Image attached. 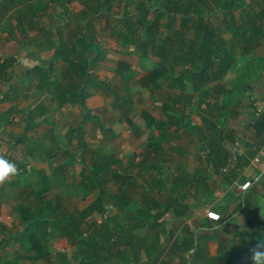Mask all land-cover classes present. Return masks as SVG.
Segmentation results:
<instances>
[{
    "label": "crops",
    "instance_id": "0c3cea01",
    "mask_svg": "<svg viewBox=\"0 0 264 264\" xmlns=\"http://www.w3.org/2000/svg\"><path fill=\"white\" fill-rule=\"evenodd\" d=\"M48 1L0 0V126L13 112H16L14 116L17 118L14 119L17 124H20L19 117L23 118V127L18 131L22 134L11 142L14 149L20 147L23 141L21 136H31L33 130H38L37 133L42 136L41 140L29 141L24 155L17 156L20 160L15 159L17 176L8 180L10 185L3 187L1 184L0 235L5 234V239L0 242V264H254L250 262L252 249L264 242V21L256 17L264 0L260 1L261 6L258 8L251 7L252 10L247 5L237 8H246L245 12L251 13L250 28L247 30L250 42L243 37L245 31L239 28L243 16L240 20L234 16L235 24L231 23V15L226 19L222 16L223 24L229 23L228 31L234 29L222 43V48L229 52L231 62L226 73L198 88L191 80L186 79L185 83L186 86L190 84L195 94L201 89L208 92L209 96L213 92L220 93L218 107H213V110L217 114L221 112V116L226 113L236 118V125L227 123L229 128H224L226 122L218 123L232 136L224 137L225 132L219 130L224 135L222 138L207 141L211 145H218L213 151L201 136L197 140L205 145V149L189 150L185 154L186 158L190 155L195 157L196 165H180L178 171L170 167L169 176L165 177L161 176V172L167 167L156 161L157 156L161 158V151L154 142L148 140L147 146L154 145V149L153 156L150 154L146 157L142 148L135 149L133 144H129L133 138L130 140L118 134L115 124L105 127L103 134L96 129L95 135H102L103 140L106 139L108 148L105 152L96 149L86 155L85 162L80 160L81 152L75 155L77 159H71L80 147L85 149L88 145L87 129L90 131V126H98L100 115H95V111L102 107L108 110L112 108L107 96L111 94L115 97L114 87L95 73L97 67L108 59L102 54L103 45L92 36L91 40L98 43L100 49L95 52L93 48L89 55L91 60L97 54L101 59L89 66L88 76L70 65V59L81 63V57L58 53L66 51L62 47L64 42L73 40H61L59 44L51 41L47 35L45 39L33 41L30 30H49L60 25V30H65V23L48 26L52 22L49 19L41 23L40 5L49 9L50 5L45 4ZM254 26H260L263 30L251 36ZM36 45L39 47L36 48ZM53 56L54 61L49 62ZM56 62L58 65L60 62L67 65L69 76H65L66 82L53 81ZM169 73L172 74V71ZM176 76L174 74V78ZM120 79L123 80L122 77ZM172 87L182 92V85L175 82ZM239 92L246 96L242 101V97L237 95ZM232 94L236 95L237 100L224 103L225 98ZM49 103L53 105L48 107ZM203 104V108L205 105L207 107L206 103ZM53 111L56 115L49 117L51 114H47ZM80 112H84L83 116H80ZM129 112L128 109L123 115L130 126L134 125V121ZM207 116L210 117L209 114ZM176 118L170 116L167 124L177 127ZM146 120L155 139L168 137L161 133L165 122L160 119L162 123L149 126L150 121ZM56 123L63 125L64 132L54 134ZM133 128L137 129L136 126ZM200 128L206 130L207 126L200 124ZM2 135L0 133V137ZM47 135L46 140L44 137ZM221 145L227 148L224 152L221 151ZM236 146L237 151L233 152ZM135 152L139 157L129 156ZM56 153L62 159L69 157L66 161L68 164L80 161L82 167L79 175L85 182L92 176L91 168L97 160L111 172L106 170L110 178L103 185L91 183V192L98 193L90 203L70 210L66 207V197L79 196V192L63 179L67 175L64 163L57 164L55 161L53 166L46 160L55 157ZM224 154H228L227 163L220 165ZM213 155L219 160H212ZM136 159L138 161L134 163ZM170 160L176 161L174 158ZM215 162H218L217 165ZM136 164L140 175L146 166L143 172L149 168L159 174L158 177L151 182L138 181L133 170ZM119 172L133 179L123 178L118 182L113 175ZM182 173L187 175L185 179L179 176ZM32 174L38 178L33 179ZM21 177L28 180L27 184L21 181ZM163 178H169L170 181H163ZM247 180L252 182L251 186L243 190L241 185ZM51 189L58 190L60 195L52 197ZM103 190L105 197L102 195ZM44 199L46 202L43 204ZM102 200L105 202L104 207ZM47 204L54 207L53 211L48 207L41 209ZM7 206L15 213L13 220L20 228L11 227L12 218L8 222L11 228L5 227L3 219L9 217L4 213ZM212 209L221 213L219 221L207 216V211ZM85 211H90V214L81 223V232L72 230L73 236L68 235V225L63 224L64 217L78 218ZM38 215H41L40 218L51 215V220H40L42 226L37 231L39 247L35 248L30 239L33 229L26 220Z\"/></svg>",
    "mask_w": 264,
    "mask_h": 264
},
{
    "label": "rangeland",
    "instance_id": "374dc122",
    "mask_svg": "<svg viewBox=\"0 0 264 264\" xmlns=\"http://www.w3.org/2000/svg\"><path fill=\"white\" fill-rule=\"evenodd\" d=\"M182 1L186 2V0ZM260 1L261 0H244V6L247 5L249 6L248 8H258L261 6ZM208 2L210 6H207L206 4L201 5V7H204L205 12H191L192 18L194 19L193 21L203 19L210 28H215L217 30V34L223 40L230 37L234 29L233 31H228L229 23L223 24L224 19L222 16H224L226 19L228 15H231L233 17V22L231 21L232 24H235L234 16L239 18V20L243 15L248 17L251 16L250 12H245L247 11L246 8H241L242 10L237 9L242 6L229 10L228 7H223V5H216L213 0H208ZM45 4L50 5V8L47 9V7L40 5V8H42L41 15L39 16L41 23L46 22L45 19L52 21L49 25L47 24L48 26L58 22L65 23V30H60L61 25L59 27L53 26L49 30L46 28L43 30H30L29 34L32 33L33 41L37 39H45V37L47 38V35H49V39L51 41H56L60 44L63 40L74 41L76 38H80L83 33L92 36L94 40L99 41L101 46L103 45L102 54L106 55L108 59L106 60V63H102L97 67L95 73L98 76L104 78L105 81L109 83V85H112L115 90L113 91L115 93H120V98L122 99L120 102L116 99L115 102H111L115 97H113L111 94H108V96L105 94L108 97V102H110L112 108L108 110L107 108L102 107L95 111V115H100V120L97 122L98 126L97 128L90 126V128L92 127L90 131L87 129L86 138L88 140V145L85 146V149L80 147L78 153L72 155V160H75V158L77 159L75 155H79L80 152V160L84 162L86 155L95 152L96 149L105 152V149L108 148L106 145V139L103 140V137H101L102 135L96 136V129L99 130L100 134H103L102 130H104L105 127L115 124L119 132L118 134L122 135L124 138L127 137L130 140L133 138L129 144H133L135 149L142 148L143 155L145 154L146 157H148L150 154L153 156L154 145L158 147V150L161 151L162 159L157 156L156 161L161 162L162 165L164 164L167 167V169L165 168V170L161 172V176L165 177L169 176L170 167L178 171L180 165H186V167H194L196 165L197 159L192 155L186 158L185 154L189 150L201 151L205 149V145H203L201 141L197 140L200 139L201 136L207 142L211 141L213 138L216 140L217 137L222 138L224 135V137L230 135L228 131H224L223 129L227 127V123L230 125H236V118L233 116H227L225 112V115L221 116V112L217 114V112L213 110V107H218V98H220L219 92H213L209 96L208 92H206L204 89H201V91H198V93L195 94L194 91H192L190 84L187 86L186 84H183L185 87L182 88V92L178 89H173L171 81L174 79V74L177 75L180 71H183L184 68L182 66H178L175 73L172 72V74H170L168 72L167 74L160 76L156 83H145L139 81V79L141 80L142 77L147 76L146 74L151 72L154 61L158 60L159 58L158 56H142L140 50H136V47L130 46L123 40L124 38L122 37V33L124 32L125 28V21L129 17L128 22L133 23L134 26H137L140 12L144 13L145 9L155 11L157 7L166 5L165 0H49L48 2H45ZM211 5L214 7L211 8ZM252 8L250 10H252ZM170 30H183L187 34H190L189 30L187 32V30L183 28L180 17L177 19H169L168 15L164 13L160 19V26L156 34V42L158 45L163 39L167 37ZM4 32L9 31H2V33ZM12 32L14 33L15 30ZM35 47L38 48L39 45H36ZM53 59L54 56L49 62L54 61ZM57 63L58 62H56V64ZM122 64H126L127 66H123ZM66 67L67 65L63 62H60L59 65L57 64L55 66V70L56 68L57 70L53 79L54 82H66L67 78L65 76H69V70L66 69ZM193 69L195 70V67H193ZM121 77L123 80L120 79ZM237 95L238 97H242L241 101L246 97L245 94L242 95L241 92L237 93ZM49 97H51V95H49ZM235 100H237L236 95L232 94L231 96H227L225 98L224 103ZM21 101L23 100L21 99ZM108 102H106V104ZM172 102L174 106L172 105ZM203 103H206L207 107L205 105V108H203ZM17 104L19 105L20 102ZM163 104L165 108L163 107ZM51 105H53V103H49L48 107H51ZM22 107H24V104ZM74 108L76 111V107ZM128 109L130 110L129 115L134 121V125L132 124L130 126L124 120L125 115H123ZM14 113L16 112L11 113V115L8 116V120H6V122L0 126V133L4 134L0 137V156L4 157L9 162L15 163V159L20 160V158L17 156L24 155L23 151L28 147L26 146L28 145V142L32 140H41L42 136L41 134L37 133L38 130L36 132L33 130L30 132L31 136H21L23 141L19 144L20 147H18V149H14L11 142H13V139L16 136H20L22 134V132L19 133L18 131H20L23 127V118L19 117L20 124H17V120L14 119V117H17L14 116ZM83 113L84 112H82L80 116H83ZM144 113H149L158 120L161 119V121L165 122V126H162L161 133L168 135L167 138L164 137L161 140L157 138L155 139V136L152 134L151 130L148 129L147 120ZM50 114L51 116H49ZM168 114H171L173 117H177V127H175V124H167ZM208 114L210 115L209 118L207 116ZM47 115L52 117L56 115V112H49ZM94 118L98 119L97 116ZM9 120H11V122H9ZM84 121H86V119ZM209 121H212L213 124H211ZM192 122H194V125ZM220 122H226L224 128L218 126V123ZM59 123L54 125V134L64 132L65 128H63V125ZM200 124L207 126V129H201ZM134 126H136L137 129L133 128ZM186 128L190 130L188 131ZM227 128H229V126ZM134 130L137 133H135ZM219 130L221 133L224 131L225 134L221 135ZM48 135L45 136L44 139L47 140ZM134 135H140V137L134 138ZM113 138L116 139V137ZM148 140H152L154 145L147 146ZM209 148H211V144H209ZM221 148L222 152L227 149L224 148L223 145H221ZM136 152L129 154V156H135V158L139 157V154ZM170 158H174L176 161L171 162ZM46 160H49L53 166L55 161L57 164L64 163L67 168V175L61 177H63V179H65L68 183L70 182L72 185H74L73 190L79 192V196L66 197V202L63 200L68 209L82 207L83 205L90 203L91 199L93 200L96 197L95 195L98 192H91V178L85 182V179L79 175L80 168L82 167V163L80 161H76L77 163L71 162L68 164L66 161L68 162L69 157L68 159H62L60 158V154L57 153L55 157H48ZM137 161L138 160L136 159L134 163H137ZM145 167L146 166L142 168L141 175L139 174L140 171L138 172L137 170V164L134 167V177L138 178V181L151 182L158 177L159 174L153 173L151 170H149V168L143 172ZM162 167L163 166H161V168ZM180 175L184 176V179L187 177V175L184 173L179 174V176ZM13 176L15 177L17 174L10 175L7 179L0 181V189L1 184H3V187L10 185L8 180ZM32 177L33 179L38 178V176L35 174H32ZM61 177L59 178L62 180ZM21 181L26 184L28 182V180L25 178L23 179V177H21ZM163 181H170V179L163 178ZM82 184H84V186H82ZM51 193L52 197L60 195L58 190L51 189ZM63 197L65 198L64 195ZM5 201L9 205H12L7 200ZM13 201L14 200L11 198V203H13ZM75 202H77V204H75ZM5 212L9 216L5 220L3 219V222H5V227L20 228L19 224L17 222L15 223L13 220L15 213H13L12 208L7 206L4 213ZM11 218L12 226L10 227L8 222ZM4 237L5 234L2 233L0 235V242H2L1 240Z\"/></svg>",
    "mask_w": 264,
    "mask_h": 264
},
{
    "label": "trees",
    "instance_id": "16d2710c",
    "mask_svg": "<svg viewBox=\"0 0 264 264\" xmlns=\"http://www.w3.org/2000/svg\"><path fill=\"white\" fill-rule=\"evenodd\" d=\"M165 1L166 5L157 7L155 11L145 9L144 13L140 12L137 26L128 22L129 17L126 16L128 19L125 21L124 32L122 33V37L124 38L123 40L129 45H134L136 50H140L142 56H158L159 58L154 61L151 72L146 74L147 76L142 77L141 81L145 83H155L158 81L160 76L171 71L173 72L178 66H182L184 69L182 72L180 71L179 74H177L172 85L176 82L177 85H182L183 88L185 87L183 84L186 83V79L194 82V86L198 88L202 84H206L211 80L223 76L231 66V62H229L230 60L228 58L229 52L222 48L224 40L217 34V30L215 28H210L203 19L193 21L194 19L191 15V12H203L204 7H201V5L206 4L207 6H210L208 0H186V2H183L182 0ZM213 2H215L216 5L219 4L221 6L223 5V7H228L229 10L245 5L244 0H213ZM262 4L263 7L256 17L264 21V1ZM213 7L211 5V8ZM164 13L168 15L169 19H177L180 17L183 28H185L187 32L189 30L190 34H187L183 30H170L167 37L158 45L156 42V34L160 26V19ZM249 19L250 17L243 15V23L239 28L240 30L242 29L245 31L243 37H246V40L250 42V36L247 34V30L250 28L248 27L250 23ZM254 27L251 28V36L255 35L257 31L261 32V30H263L260 26H257L256 28ZM62 47H65L66 51H59L58 53H66L68 56L75 54L83 59L81 63L76 62L75 59H70V65L72 68H77L78 72L81 71L87 76L89 75V66H91L93 62L101 59V56L97 54L91 60L89 55L90 52L93 48L95 52L96 50H99L100 45L92 41L90 35L86 33H83L82 37H80L77 41L64 42ZM202 60L205 62L202 63ZM122 65L127 66L126 64ZM193 67H195V70ZM114 91L113 94L115 99L119 102L122 101L120 98L121 94L115 93ZM170 116L172 115L168 114L167 117L169 118ZM145 117L150 121L149 126L162 123L148 113H145ZM130 122L132 123V121ZM163 126H165L164 123ZM217 147V144H213L210 149L213 151ZM211 158L214 161L219 160L216 155L211 156ZM227 159L228 154L222 155L220 165H225L227 163ZM217 163L215 165H217ZM102 164L103 163L97 160L91 168V183H96L95 185H103V183L110 178L109 173L106 172V170H108L106 169L107 167L105 168ZM108 172L110 171L108 170ZM113 177L118 182H121L123 178L125 180L133 179V177L125 176V174L121 172L114 174ZM102 195L105 197L104 190ZM120 197L122 198L121 195ZM42 202L44 204L46 202L45 199L42 200ZM104 203V200H102V207H104ZM47 207L50 211H53L54 207L51 204H47L41 209L45 210ZM89 214L90 211H85L81 212L78 218L68 215L65 216V223L63 224L68 225L66 228L67 234L73 236L71 234L72 230L81 232V223ZM40 217L41 215L33 216L32 218H27L26 220L30 228L33 229V232L30 234V239L35 248L39 247L40 238L37 235V231L42 226L40 220L43 218L45 222H49V220H51V215H45L42 218ZM38 256L40 255H37V257ZM250 262L253 263V260L251 259Z\"/></svg>",
    "mask_w": 264,
    "mask_h": 264
},
{
    "label": "clouds",
    "instance_id": "9594fccd",
    "mask_svg": "<svg viewBox=\"0 0 264 264\" xmlns=\"http://www.w3.org/2000/svg\"><path fill=\"white\" fill-rule=\"evenodd\" d=\"M16 172V164L0 156V181L7 179L10 175H15ZM252 260L254 264H264V242L259 243L256 248L252 249Z\"/></svg>",
    "mask_w": 264,
    "mask_h": 264
},
{
    "label": "built area",
    "instance_id": "2783aa9c",
    "mask_svg": "<svg viewBox=\"0 0 264 264\" xmlns=\"http://www.w3.org/2000/svg\"><path fill=\"white\" fill-rule=\"evenodd\" d=\"M237 151V146L233 149V152H236ZM251 181L250 180H247L246 182H244L242 185H241V188L243 190H246L248 189L250 186H251ZM207 216L210 218V219H213V220H220L221 219V213L219 211H216L214 209L212 210H208L207 211Z\"/></svg>",
    "mask_w": 264,
    "mask_h": 264
}]
</instances>
